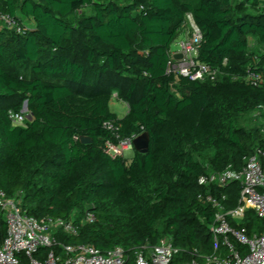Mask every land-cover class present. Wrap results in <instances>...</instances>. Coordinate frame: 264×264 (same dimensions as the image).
I'll return each mask as SVG.
<instances>
[{"label": "trees", "instance_id": "obj_1", "mask_svg": "<svg viewBox=\"0 0 264 264\" xmlns=\"http://www.w3.org/2000/svg\"><path fill=\"white\" fill-rule=\"evenodd\" d=\"M0 13L20 29H0V191L21 195L35 219L73 218L77 236L57 233L62 244L103 253L119 246L132 256L167 237L183 251L177 262L212 254L216 210L197 198L229 211L241 187L198 178L240 171L263 143L264 112L259 127L241 122L264 108V85L245 79H264V0H0ZM188 14L202 35L198 61L216 71L214 81L166 74ZM249 38L263 50L250 49ZM113 99L127 105L120 119ZM25 103L32 119L15 126L9 115ZM143 133L146 154L112 160L102 152L113 136ZM88 206L95 222L81 225ZM239 226L264 232L252 210ZM6 232L0 218V247Z\"/></svg>", "mask_w": 264, "mask_h": 264}, {"label": "built area", "instance_id": "obj_2", "mask_svg": "<svg viewBox=\"0 0 264 264\" xmlns=\"http://www.w3.org/2000/svg\"><path fill=\"white\" fill-rule=\"evenodd\" d=\"M186 23L192 33L183 36L177 51H170L166 74L190 81H214L217 77L216 71L198 61L202 35L190 14L186 15ZM2 27L16 28V25L10 16L0 13V29ZM177 54L181 55L180 59L174 58ZM245 79L253 85H264V79L259 75L250 74ZM261 111L264 112V108L259 107L254 115ZM27 116L28 112L24 109L19 114L9 115L15 126H23ZM103 127L114 131L111 123H104ZM261 134L262 145L245 160L240 171L228 167L222 172H207L198 178L200 186L215 185L223 188L237 182L241 187L238 206L233 210L224 211L219 202L209 195H199L197 198L200 203L210 205L216 210L210 226L215 250L210 255L197 256L188 262H177L176 258L183 251L173 247L167 237L160 239L156 245L136 248L132 256L119 246L103 253L89 244H62L57 240V233L77 236L78 225L73 218L35 219L22 210L21 195L9 198L0 191V218L4 220L7 228L6 237L0 247V264H21L19 255L25 259L26 264H264V232L248 235L245 228L239 226L247 210H252L258 219L264 220V129ZM113 137L116 142L106 140L102 146V152L108 158H124L126 153L133 150L135 136L123 139ZM228 220L234 221L236 226H231ZM94 222L92 206H88L80 224L90 225ZM42 249H48L49 252L40 255Z\"/></svg>", "mask_w": 264, "mask_h": 264}, {"label": "rangeland", "instance_id": "obj_3", "mask_svg": "<svg viewBox=\"0 0 264 264\" xmlns=\"http://www.w3.org/2000/svg\"><path fill=\"white\" fill-rule=\"evenodd\" d=\"M185 29H183V32L181 33V35H179V37H177L175 39V41L171 44L170 46V49L172 51H177L178 50V43L182 40L183 36L187 33V35L191 34L192 33V29H189L188 27V24L186 23L185 25ZM249 41V46H250V49L252 50H260L262 49L257 43L255 40L249 38L248 39ZM263 50V49H262ZM111 110L113 111L114 114H116L117 117L119 118H122L125 116L126 112H127V108L126 106L121 103V102H118L116 100H112L111 102V106H110ZM260 113H258L257 115H254V112H252L251 114H248L246 116H244L242 118V122H241V125L245 128V129H251L253 127H259L260 126ZM264 129V128H261V130ZM129 156L126 157L124 156V159L126 158H130L133 156V150L129 152ZM126 155V154H125ZM130 160V159H128Z\"/></svg>", "mask_w": 264, "mask_h": 264}, {"label": "water", "instance_id": "obj_4", "mask_svg": "<svg viewBox=\"0 0 264 264\" xmlns=\"http://www.w3.org/2000/svg\"><path fill=\"white\" fill-rule=\"evenodd\" d=\"M174 58L180 59L181 55L177 54L174 56ZM23 109L27 110V104L26 103L24 104ZM27 118H28V120L32 119L31 115H28ZM79 141L81 144L91 143V139H89L88 137H85V136H81L79 138ZM132 146H133V151H136L139 154H146L148 151V147H149V136H148V134L143 133V134L139 135L138 137H136L133 140Z\"/></svg>", "mask_w": 264, "mask_h": 264}, {"label": "crops", "instance_id": "obj_5", "mask_svg": "<svg viewBox=\"0 0 264 264\" xmlns=\"http://www.w3.org/2000/svg\"><path fill=\"white\" fill-rule=\"evenodd\" d=\"M172 51V50H171ZM113 100H115V99H113ZM117 101V100H116ZM111 102H112V100L110 101V103H109V108H110V106H111ZM119 102V101H118ZM124 104V103H123ZM125 106H126V108H127V105L126 104H124ZM110 111L113 113V111L111 110V108H110ZM127 112H128V108H127ZM127 112H126V114H127ZM125 114V115H126ZM119 118V117H118ZM120 119V118H119ZM129 154L130 153H126V157H128L129 156ZM128 159H131V157L130 158H126L125 160H128Z\"/></svg>", "mask_w": 264, "mask_h": 264}]
</instances>
